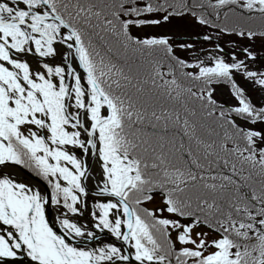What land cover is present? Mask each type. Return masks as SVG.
Wrapping results in <instances>:
<instances>
[{
	"label": "snow or ice",
	"instance_id": "6c2138e0",
	"mask_svg": "<svg viewBox=\"0 0 264 264\" xmlns=\"http://www.w3.org/2000/svg\"><path fill=\"white\" fill-rule=\"evenodd\" d=\"M71 7L75 15L66 0H0V166L30 169L51 189L49 197L14 174L0 172V260L26 254L32 264H264V182L259 190L254 184L255 175L264 177V147H257L264 131L233 119L234 114L252 123L264 121V106L254 105L232 79L233 70L242 71L264 87V72L248 70L235 54L232 63L219 56L209 66L188 63L173 55L168 37L140 39L130 31V26L160 22L141 19L145 13L166 12L165 21L182 11L196 16L195 9L205 7L200 0L191 5L147 0L142 6L136 0L103 5L77 0ZM207 7L217 18L221 9L225 16L258 13L264 18V0H209ZM93 18L99 23L92 25ZM197 19L210 23L203 15ZM92 27L116 36L125 51L151 57V84L171 99L178 100L185 89L171 64L167 72L161 70L157 53L181 70L198 68L180 76L203 82L198 93L186 91L220 122L224 155L197 135L188 115L181 123L178 111L152 109L154 98L132 83V69L125 71L93 44ZM223 30L245 35L243 28ZM221 79L232 84L235 106L226 108L213 99L210 85ZM153 120H163L165 129L169 122L179 126L188 145L174 136L159 135L154 144L142 139L138 126ZM89 155L97 158L96 175ZM212 155L215 163L208 159ZM90 176L95 195L105 197L91 205L85 199ZM156 194L163 206L145 207ZM49 203L55 208L52 221L46 215ZM85 210L91 227L74 219ZM200 225L218 235H193ZM105 230L119 245L101 240Z\"/></svg>",
	"mask_w": 264,
	"mask_h": 264
},
{
	"label": "trees",
	"instance_id": "16d2710c",
	"mask_svg": "<svg viewBox=\"0 0 264 264\" xmlns=\"http://www.w3.org/2000/svg\"><path fill=\"white\" fill-rule=\"evenodd\" d=\"M66 2L69 4V11L73 12V15H75V10L71 7V5L77 3V0H66ZM80 3H87L89 0H79ZM90 2L96 3L98 5H103L104 3L108 2V0H90ZM138 5H143L144 3L147 2V0H136ZM157 3H181L183 0H156ZM193 0H187V3L191 5ZM200 2L205 4V7L203 8H197L195 9L197 15L193 16L191 11H182V14H172L169 15L175 16V17H181L185 15H190L194 19H197V16L203 15L205 19L209 20L210 23L206 24H201L205 27H208L209 29H213L214 32L218 33H226L228 35H235V36H241L238 35L237 31H224L223 29H232V28H243L245 31V35L247 36V32L251 30L254 35L251 37H259L262 38L264 37V18H261L260 15L257 14H246L243 18H240L237 16L236 13L229 12L227 16H225V11L226 9H221L220 10V16L219 18L216 17L215 15V10L211 7H207V4L209 3V0H200ZM214 2V0H212ZM172 9L169 8L168 12H171ZM166 15V12H160V11H155L152 13H145L143 16H141V19L145 20H155V15ZM168 17V18H169ZM81 25L84 27H88L86 25H83V21H80ZM99 23L96 19H92V25H96ZM155 25L153 23H148L140 26H130V31L132 35L137 36L136 31L132 30L134 28H142L144 26H151ZM215 25V26H214ZM89 32L91 33V38L93 41V44L96 46V48L102 53L106 54L107 56H110L114 59V61L119 65L125 68V71H127L129 68L132 69L133 74L136 76V78L132 81L133 84L137 85H142L144 92L146 94L151 95L154 100L151 105V108L157 111V113H161L164 109H167L169 112H179L181 115V123L183 122V118L185 115H188L189 121L194 122L197 125V135L203 139L207 143L213 144V150L214 153H219L221 156L224 154L220 152L219 145L222 142L223 138V129L219 126L220 122L213 119L212 117H209L206 115L207 109H205L201 102L197 100L195 97H192L189 95V93L186 91V89L191 88L192 92H199V89L203 86L202 81H191L187 79L186 77L180 76V72H198L194 71V68H185L183 70L179 69L175 61L170 60L169 58L164 56V53L161 51L157 53V56L162 59L163 63V68L161 69L164 72H167L169 64L173 66V69L176 72L177 79L180 83H182L184 87V91L182 92L181 97L176 100V99H171L163 94L155 88H153V85L151 84V78H152V73H153V63H152V58L147 56L146 54H142L139 51H134V50H128L125 51L121 45L118 42V39L116 36L112 35L111 33L103 31L102 28H88ZM205 37H208V39H205ZM140 39H144L139 37ZM202 42L204 45H210L213 43V40L209 36H204L202 39ZM206 43V44H205ZM220 46V45H218ZM111 48V52L108 51V49ZM183 53H187L186 51H182ZM173 55L175 57L180 58L181 56H178L175 54L173 51ZM182 58V57H181ZM180 58V59H181ZM192 63V62H188ZM166 79L171 80V76H167ZM232 79L235 81L236 85L239 86L244 90L245 96L249 98L247 90L243 87L242 83L239 80L237 73H234V70L232 72ZM159 83V81H158ZM224 86L228 88V90L231 92V94L234 96L233 91H232V84L229 81H226L224 79H221L219 81H214L210 87L213 89L212 92V97L213 99L217 102L218 105H224L226 108L232 107L228 105L227 103L220 101L216 98L215 92L217 87ZM175 95V94H173ZM235 97V96H234ZM255 105V104H254ZM257 106V105H256ZM264 106V105H262ZM261 107V106H257ZM186 108L189 110H195L196 115L192 116L189 113L186 112ZM233 119L236 120V123L239 124L240 126L244 128L246 127L244 124H254L250 121H245L243 119H240L239 117H236L233 114ZM263 121H256L255 123H260ZM155 125V128L153 127ZM251 126V125H250ZM137 127L134 125V128ZM140 131L138 135L141 136L142 139H147L150 143H156L158 136L159 135H164L166 139H171L173 136L176 138L177 142L179 143L180 140L182 139L184 144L187 146L189 141L188 138L183 135L182 129L179 128V126H173L172 122L168 123L167 129H165V122L163 120L161 121H151V122H145L142 125L138 126ZM156 133L157 135H154ZM232 145L229 144V147ZM257 147H264V145H261L257 142ZM209 160L213 161L215 163V155H212L208 158ZM229 159H232L229 157ZM205 163V166L207 167V161H203ZM237 167H240V164L237 162ZM220 169L227 174V169L223 168V162L222 160L220 161ZM213 170H216L213 168ZM199 171V170H197ZM247 175V171L244 173ZM264 182V177H260L259 175L254 176V184L257 190L260 188V184ZM145 207L148 208H157V207H162V200L159 194H156L154 196L153 202H146ZM167 213V212H165ZM171 216V215H170ZM182 222H187V221H182ZM202 230L209 232V233H214L211 232L210 229H208L204 225L198 226ZM217 234V233H214ZM218 235V234H217ZM175 236L174 232L172 233V237ZM174 239V238H173ZM179 247V246H177Z\"/></svg>",
	"mask_w": 264,
	"mask_h": 264
},
{
	"label": "rangeland",
	"instance_id": "374dc122",
	"mask_svg": "<svg viewBox=\"0 0 264 264\" xmlns=\"http://www.w3.org/2000/svg\"><path fill=\"white\" fill-rule=\"evenodd\" d=\"M159 19V18H156ZM163 25H152V26H144L142 28H134L137 35L140 37H147L148 35H154L157 33H161L165 28H170L168 34H166V37L170 38V43L175 49V54L178 56H181L180 58L187 61L195 63L197 61H202L203 66H209L212 64V57H222L225 62L232 63L233 62V54H235V58L238 61H243L245 65H247L248 70L255 71V72H264V41L256 40V39H245V38H239L235 35H228L225 33H216L209 28L196 23L192 21L189 17H182L179 18L176 22L172 19L170 23H161ZM160 30V31H159ZM165 31V30H163ZM208 35H217L214 36L213 43L209 46H214L208 48L207 46L199 47L201 45V38L200 36H208ZM221 39H220V38ZM218 42L221 46H223L220 50L216 43ZM233 42V44H231ZM203 43V42H202ZM234 43H240L239 45ZM178 45H191V47H186V49H182ZM206 44V43H205ZM229 44V45H228ZM58 48L63 51V46L58 45ZM245 49L248 50V52H251L254 54L253 57H248L245 53ZM180 50L187 51V53H183ZM59 62V58H58ZM75 63V61H74ZM199 69L196 68L194 71H198ZM234 73H237V76L239 78L238 81H240L243 85V87L247 90L249 99L251 102L257 106L264 105V87L259 86L254 82V80L247 78L242 71H236L234 70ZM215 92V96L218 100L223 101L227 103L230 106H235L238 102L236 98L231 94V92L228 90V88L224 86L217 87ZM249 129H255L264 131V121L260 123H254V124H244ZM257 142L261 145H264V141L257 140ZM77 151V155H79V150ZM91 156V155H90ZM94 158V157H93ZM88 159V157H87ZM96 161V158H95ZM97 164V165H96ZM96 166L94 165V168H92V174L96 175L98 173V163L96 161ZM39 180L45 184L46 181L42 177H38ZM85 183H87L88 188L93 192L92 197L90 198L88 195L85 197V199L89 202V205L95 200H103L105 197H100L95 195V180L91 177L89 178ZM36 188L40 189L43 193V189L46 188L42 185V187H39L37 185H33ZM92 187V189H91ZM164 216H170L172 214L164 213ZM74 219L83 222L88 223L89 227H91V218L89 216V210H85L84 214L82 216L74 217ZM197 231H204L200 228H195L193 230V235H195V232ZM105 232H107L105 230ZM206 232V231H205ZM175 234V232H174ZM211 236H217L213 234H209ZM175 239V236H173ZM105 242H112L111 240H108V237H104ZM100 243V242H99ZM177 246H180L177 244Z\"/></svg>",
	"mask_w": 264,
	"mask_h": 264
},
{
	"label": "water",
	"instance_id": "95a60500",
	"mask_svg": "<svg viewBox=\"0 0 264 264\" xmlns=\"http://www.w3.org/2000/svg\"><path fill=\"white\" fill-rule=\"evenodd\" d=\"M30 179H32L35 182L40 183L41 185H43L45 188H47L40 180H38L37 178L31 176V175H27ZM47 193L50 197V192L47 189ZM51 204H48V216H49V220H51ZM0 264H32L31 260L27 259L26 257H24L23 255H21L20 258H4L3 260H0ZM133 264H135V262L133 261Z\"/></svg>",
	"mask_w": 264,
	"mask_h": 264
},
{
	"label": "bare ground",
	"instance_id": "6f19581e",
	"mask_svg": "<svg viewBox=\"0 0 264 264\" xmlns=\"http://www.w3.org/2000/svg\"><path fill=\"white\" fill-rule=\"evenodd\" d=\"M88 158H89V156H88ZM5 171H6V172H9L10 170H9V168H7V169H5ZM12 174H13V173H12Z\"/></svg>",
	"mask_w": 264,
	"mask_h": 264
}]
</instances>
